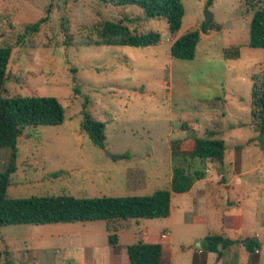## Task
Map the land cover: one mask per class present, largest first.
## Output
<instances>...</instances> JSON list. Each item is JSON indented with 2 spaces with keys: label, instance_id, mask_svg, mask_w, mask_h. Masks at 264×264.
Here are the masks:
<instances>
[{
  "label": "rangeland",
  "instance_id": "obj_1",
  "mask_svg": "<svg viewBox=\"0 0 264 264\" xmlns=\"http://www.w3.org/2000/svg\"><path fill=\"white\" fill-rule=\"evenodd\" d=\"M181 1L185 14L173 36L164 19L148 20L134 7L98 0H0V47L11 48L3 96L54 97L64 110L61 125L27 127L19 137L9 198L149 196L169 188L174 167L190 163L204 169L206 179L191 196L173 195L167 218L0 227V264H83L81 252L89 264L92 254L108 247L107 228L124 255L142 235L165 241L162 264H264V136L254 130L250 98L264 48L248 45L253 11L264 0L254 8L248 0H213L208 8L207 0ZM205 11L213 28L200 33L194 59L172 58L173 40L199 30ZM46 16L37 32H26ZM124 17L130 30L156 31L160 42L147 48L93 44L103 20ZM232 48L239 49V58L224 59V50ZM85 115L105 124L104 148L81 129ZM206 131L224 142L222 165L189 156L191 136ZM9 161L10 149L0 148V172ZM233 191L247 192L242 206ZM180 205L185 214L178 212ZM223 212L241 222L223 236L257 247L240 253L231 246L218 263L216 254H198L205 237L199 238L217 230ZM163 232L168 238L160 237Z\"/></svg>",
  "mask_w": 264,
  "mask_h": 264
},
{
  "label": "trees",
  "instance_id": "obj_2",
  "mask_svg": "<svg viewBox=\"0 0 264 264\" xmlns=\"http://www.w3.org/2000/svg\"><path fill=\"white\" fill-rule=\"evenodd\" d=\"M104 4L116 7H134L140 9L146 19H164L171 35H176L181 28L185 14L181 0H98ZM252 1V2H251ZM255 1L248 0L250 5ZM213 0L206 1V8ZM255 6L253 5V8ZM47 16L28 25L26 32H37L47 21ZM130 20H103L96 29V46H119L132 48H147L160 42V34L156 31L137 32L130 30ZM212 23L201 24L199 30L186 32L177 37L170 46L172 58L181 61H191L195 57L196 46L200 33L212 29ZM250 48H264V4L253 11L249 25ZM11 56V48L0 47V148L10 149V161L7 169L0 172V227L16 225H48L92 222L105 220L113 222L125 219H159L170 215V200L172 194H184L191 190L194 183L205 178L204 169H193L176 166L172 169L168 189L156 190L149 196L131 197H100L75 198L73 196H45L27 199L9 198L7 188L10 176L16 170L17 143L27 127L58 126L63 123L64 110L60 102L48 96H3V85L7 77V65ZM240 56L238 48L224 50V59H237ZM250 91L252 106V121L255 132L264 136V60L259 76L253 75ZM81 129L86 133L91 143L99 148L105 145V124L85 115ZM215 132L206 131L204 137L192 135V146L189 156L198 159L201 164L214 161L222 165L225 155V145L220 139H215ZM109 232V228H107ZM117 235L108 234V245L116 249ZM234 243L222 235H208L204 238V246L208 252L221 258L223 252ZM242 246L249 253L253 252V241H242ZM127 264H162L163 246L147 244L142 240L125 247Z\"/></svg>",
  "mask_w": 264,
  "mask_h": 264
},
{
  "label": "crops",
  "instance_id": "obj_3",
  "mask_svg": "<svg viewBox=\"0 0 264 264\" xmlns=\"http://www.w3.org/2000/svg\"><path fill=\"white\" fill-rule=\"evenodd\" d=\"M177 37H179V36H177ZM176 37V38H177ZM175 38V39H176ZM174 39V40H175ZM173 40V41H174ZM173 43V42H172ZM206 179L204 178V179H202V180H199V181H197V182H195L194 183V185H193V187L191 188V190L189 191V192H187V193H184L185 195H187V196H191L195 191H192L193 190V188H194V186H195V184H197L198 182H200V181H205ZM233 192H235L236 193V196L238 197V200H237V206H242V204H243V202L246 200V198H247V192L246 191H233ZM173 195H175V194H172V196H171V200H172V198H173ZM178 195H180V194H178ZM215 196L216 195H214L213 194V192H212V194H211V196H210V202L212 203L213 201H214V198H215ZM171 200H170V216H171V212H172V210H171ZM197 201H195L194 202V204H197L196 203ZM230 204V203H229ZM181 205L180 206H178V212H182V214H185L186 213V209L185 208H183L182 207V209H181ZM199 208L200 207H197V208H195L196 210H194V212L192 213V215H195L194 217H195V222L196 221H200V220H198V217L199 216H197L198 215V211H199ZM203 212H204V214L206 215V212H205V209H203ZM219 222H218V228H217V230H208V232H207V234H204V236L203 237H201V238H199V239H203L204 237H206V236H208V235H224V233H223V231L225 230V229H228V228H232V227H234L235 228V230L237 231V229H239V227H241V222H240V218H235L234 219V216H231V214H228L227 216L224 214V212L219 216ZM185 219V218H184ZM186 220V219H185ZM79 223V222H78ZM144 231H146L145 229H144ZM236 231H234L235 233H236ZM108 234H109V232H108ZM108 234H107V237H108ZM162 234V233H161ZM160 237H161V235H160ZM224 237V236H223ZM167 238H168V235H167ZM249 237H246V239H248ZM241 239V238H240ZM141 240L144 242V243H147V244H161V245H163V244H166V242L165 241H161V240H152V241H150L149 240V238H147L146 237V235H145V237H144V235H142L141 236ZM196 240H198V238H195L192 242H195ZM241 240H243V239H241ZM241 240H238V241H236V243H234L232 246L234 247H236L237 246V248H236V250H235V252H243V250L245 249L243 246H242V244H240L239 243V241H241ZM199 245V244H198ZM231 247V246H230ZM117 249H118V251H117ZM255 250V253L257 254V252H258V250L255 248L254 249ZM120 251L121 250H119V248H116V249H112L109 245H108V247H103L102 249H101V252L99 253V255H94V254H92L91 255V258H90V263L89 264H127V259H126V254L124 255V253L123 252H121L120 253ZM163 251H164V249H163ZM205 251H207L206 250V248H205V246H204V248L203 249H201V250H198V254H201V253H203V252H205ZM124 252H125V248H124ZM209 253H211V252H209ZM123 254V255H122ZM212 254H215V253H212ZM80 255H81V261H82V263L83 264H86L85 263V260H86V256H84V254H83V252H81L80 253ZM217 262L218 263H221L222 262V257L221 258H218V260H217ZM35 264H37V263H35Z\"/></svg>",
  "mask_w": 264,
  "mask_h": 264
},
{
  "label": "water",
  "instance_id": "obj_4",
  "mask_svg": "<svg viewBox=\"0 0 264 264\" xmlns=\"http://www.w3.org/2000/svg\"><path fill=\"white\" fill-rule=\"evenodd\" d=\"M210 21H212V14L209 13L208 11H205V13H204V22L205 23H209Z\"/></svg>",
  "mask_w": 264,
  "mask_h": 264
},
{
  "label": "built area",
  "instance_id": "obj_5",
  "mask_svg": "<svg viewBox=\"0 0 264 264\" xmlns=\"http://www.w3.org/2000/svg\"><path fill=\"white\" fill-rule=\"evenodd\" d=\"M167 235H168L167 233L163 232V233L161 234V238H162V239H166V238H167Z\"/></svg>",
  "mask_w": 264,
  "mask_h": 264
}]
</instances>
